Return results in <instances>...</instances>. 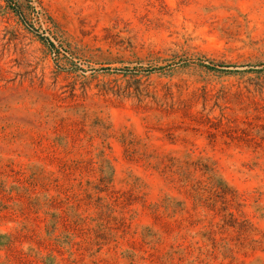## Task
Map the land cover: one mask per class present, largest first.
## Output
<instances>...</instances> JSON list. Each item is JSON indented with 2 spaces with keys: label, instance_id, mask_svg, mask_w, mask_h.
Masks as SVG:
<instances>
[{
  "label": "rangeland",
  "instance_id": "rangeland-1",
  "mask_svg": "<svg viewBox=\"0 0 264 264\" xmlns=\"http://www.w3.org/2000/svg\"><path fill=\"white\" fill-rule=\"evenodd\" d=\"M0 264H264V0H0Z\"/></svg>",
  "mask_w": 264,
  "mask_h": 264
}]
</instances>
